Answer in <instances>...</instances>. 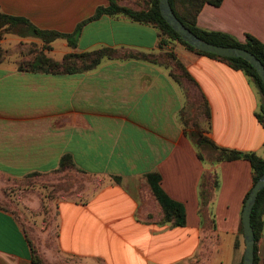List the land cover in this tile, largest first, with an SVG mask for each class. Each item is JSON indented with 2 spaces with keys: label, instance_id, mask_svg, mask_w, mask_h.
Segmentation results:
<instances>
[{
  "label": "crops",
  "instance_id": "0c3cea01",
  "mask_svg": "<svg viewBox=\"0 0 264 264\" xmlns=\"http://www.w3.org/2000/svg\"><path fill=\"white\" fill-rule=\"evenodd\" d=\"M116 1L134 10L147 7V0ZM108 4L0 0V11L25 17L41 29L70 33L98 6ZM196 25L229 33L241 42L249 33L264 43V0L205 3ZM33 38L0 34V46L12 53L5 52L0 61L3 183L18 186L52 174L64 156L70 157L76 172L91 179L81 197L59 200L56 248L50 257L45 255V264H236L243 251V199L252 187L250 163L243 158L213 161L209 147L207 161L198 157L189 135L193 129L182 121L185 111L194 116L196 102L188 107L191 101L169 68L116 58L71 74L44 73L28 65L20 70V50L7 43ZM56 40L62 56L103 46L160 51L155 26L122 14H102L85 23L74 47L65 39ZM163 46L175 53L208 103L210 118L202 136L264 158V127L256 118L262 99L252 80L225 61L176 40ZM151 172L159 174L161 189L183 204L184 225L162 222V209L146 178ZM204 177L206 204L200 198ZM256 247L257 264H264V226ZM0 264H35L21 224L2 204Z\"/></svg>",
  "mask_w": 264,
  "mask_h": 264
},
{
  "label": "trees",
  "instance_id": "16d2710c",
  "mask_svg": "<svg viewBox=\"0 0 264 264\" xmlns=\"http://www.w3.org/2000/svg\"><path fill=\"white\" fill-rule=\"evenodd\" d=\"M108 1L109 4L107 6H98L91 17L78 23L74 31L70 33L60 32L57 30L41 29L35 26L25 17L9 15L0 11V30L16 34L20 37L32 36L42 42V49L36 54H34L32 59L20 62V64L18 65L19 69L22 70L24 69L25 65H28V68H30V70H36L44 73L71 74L92 69L102 59L134 58L150 61L159 65H163L166 68H169V75L177 82L182 84V80H186L191 85V87H193L196 109L198 108V111L200 110V115H205L206 119L208 120L210 118V109L206 99L196 90L195 81L189 75L184 65L178 60L175 53L172 50L165 49L163 46L168 42V40H176L177 42L181 43L190 50L223 60L231 68L243 71L252 80L261 95L262 102L259 111L256 113V118L264 127V84L261 81L254 67L247 60L241 57H222L212 53L204 52L194 48L193 46L185 42L181 38V36L177 32H175L161 16L158 7V0H147V7L141 10H134L130 7L120 5L117 3L116 0ZM221 1L222 0H169V3L176 17L198 37L217 45L244 48L249 52L253 53L264 66V43H262L255 36L246 33L244 41L241 42L229 33L206 30L196 25L197 14L205 3L217 6L221 3ZM102 14L110 16L122 14L128 16L133 21L147 23L155 26L159 30L160 51L144 52L133 50H120L103 46L98 49L89 51H70L65 53L60 60L48 57L43 52L44 50L51 51L52 42L58 38L65 39L71 47H74L75 39L79 34L82 26L91 20L97 19ZM4 52L5 51L0 46V55L2 59L4 56ZM2 59H0V61ZM176 69L177 71H175ZM189 135L193 142H195L194 137L199 138L198 146H206L213 150V161H229L239 158L248 160L252 170V185L264 172V158L258 156L254 152H244L236 149L218 146L207 137L202 136L201 133L190 132ZM198 157L200 159H203L201 154L199 153ZM69 169H75V166L72 164L70 157L64 156L61 159L56 171H67ZM146 178L154 197L156 198L157 202L159 203L162 209V222H171L173 225L180 226L184 225V206L182 203L171 199L161 189L159 174L156 172H151L146 175ZM207 185L208 181L204 177L200 188V198L202 204H206L209 199V189L207 188ZM210 185L213 188L217 186V180L215 177ZM249 191L246 193L243 199L242 207L249 194ZM263 216L264 187L258 192L250 215V224L252 226L255 236L253 264H257L256 242L264 226ZM241 258L236 264H241ZM32 261L35 264H45V262L39 259V257L36 256L35 253L33 254V250Z\"/></svg>",
  "mask_w": 264,
  "mask_h": 264
},
{
  "label": "rangeland",
  "instance_id": "374dc122",
  "mask_svg": "<svg viewBox=\"0 0 264 264\" xmlns=\"http://www.w3.org/2000/svg\"><path fill=\"white\" fill-rule=\"evenodd\" d=\"M2 33L7 34L8 32L0 30V34ZM58 42L56 40L54 52L52 50H44L43 52L48 57L60 60L62 52ZM7 45H14L16 50H20L22 61L32 59L34 54L42 49V42L36 38L8 42ZM5 52H8L7 55L12 54L7 49ZM5 52L3 58L6 56ZM0 59H2L1 55ZM182 90L191 101L188 107L192 106L194 101L193 87L186 80H182ZM187 112H183L182 115L186 129H193L195 133H201L206 128L208 129L207 119L205 115H200L198 108L194 111V116L187 115ZM194 141L199 154L207 161L208 148L202 145L198 146L199 138L194 137ZM3 181L4 178L0 175V204L11 210L12 215L21 224L33 254L35 253L39 259L45 262V255L50 257L56 248L57 205L59 200L81 197L82 189L91 182V179L79 174L74 169H69L67 171H55L47 176H37L20 183L18 186L10 185L12 182L4 185Z\"/></svg>",
  "mask_w": 264,
  "mask_h": 264
},
{
  "label": "water",
  "instance_id": "95a60500",
  "mask_svg": "<svg viewBox=\"0 0 264 264\" xmlns=\"http://www.w3.org/2000/svg\"><path fill=\"white\" fill-rule=\"evenodd\" d=\"M158 7L161 16L177 32L181 38L193 46L194 48L212 53L222 57H241L247 60L256 70L261 81L264 84V66L260 60L251 52L244 48L224 46L210 43L188 29L174 14L169 0H158ZM264 187V172L260 175L257 181L252 185L249 194L245 200L241 212V224L243 234V251L241 264H253L254 259V244L255 236L250 224V215L253 204L256 200L258 192Z\"/></svg>",
  "mask_w": 264,
  "mask_h": 264
}]
</instances>
